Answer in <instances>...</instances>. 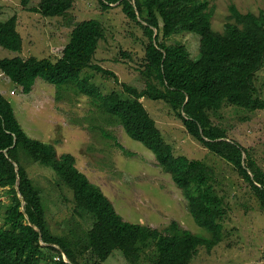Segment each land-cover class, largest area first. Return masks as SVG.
Listing matches in <instances>:
<instances>
[{
    "label": "trees",
    "instance_id": "obj_1",
    "mask_svg": "<svg viewBox=\"0 0 264 264\" xmlns=\"http://www.w3.org/2000/svg\"><path fill=\"white\" fill-rule=\"evenodd\" d=\"M30 1L21 3L27 7ZM99 1L105 10L121 6L126 17L143 28L149 40L142 68L145 89L120 82L114 71L94 63L105 37L102 22L95 18L75 24L56 61L17 55L1 58L0 71L26 94L41 78L54 84L57 93L73 88L89 95L108 121L122 125L130 137L155 154L162 169L182 189L203 232H193L175 220L163 230L124 220L101 187L78 169L73 154L58 155L54 144L28 135L12 103L0 91V187L10 200L5 224L0 227V264H86L87 252L106 261L116 250L137 263L141 248L150 242L157 250L154 264H191L200 247L211 251L224 240L225 200L213 183V169L202 160L174 153L142 101L146 97L169 104L190 135L231 163L264 211V169L251 149L231 139L211 116L224 105L264 109L256 85L257 72L264 65V10L243 13L232 5L233 22L219 32L212 23L213 0ZM73 4L74 0H41L32 10L47 17L67 16ZM17 19L14 15L0 20V47L22 52L24 41ZM184 31L200 36L199 57H193L183 44L168 43ZM89 68L113 78L122 90L104 94L91 82L93 75L85 73ZM22 155L53 169L69 186L75 214L94 218L87 232H79L80 223L60 236L47 228L42 191L30 178Z\"/></svg>",
    "mask_w": 264,
    "mask_h": 264
},
{
    "label": "rangeland",
    "instance_id": "obj_2",
    "mask_svg": "<svg viewBox=\"0 0 264 264\" xmlns=\"http://www.w3.org/2000/svg\"><path fill=\"white\" fill-rule=\"evenodd\" d=\"M40 1L31 0L24 7L21 0H0V20L17 15L18 30L24 41L22 52L0 47V59L20 55L56 61L69 42L75 24L95 18L102 22L105 37L100 41L94 63L114 71L120 82L140 91L145 89L142 68L149 40L143 28L126 17L121 6L115 4L105 10L99 0H74L67 16L47 17L32 10ZM212 4L213 28L219 32H224L226 24L233 22L232 5L243 13L259 14L264 10V0H213ZM168 43L185 45L195 58L200 55L198 34L176 33ZM85 73L93 75L91 82L104 94L122 90L121 84L111 77L91 68ZM256 85L264 98V65L257 72ZM0 91L12 103L28 135L54 144L58 155L73 154L78 169L101 187L124 220L159 230L175 220L186 229L203 232L187 207L182 189L174 183L171 174L162 169L155 154L130 137L122 125L108 121L109 117L89 95L73 88L57 93L54 84L41 78L37 79L32 92L26 94L1 71ZM142 101L165 140L173 145L176 155L202 160L213 169V183L225 200L224 240L211 251L200 247L191 264H264V211L249 185L231 163L188 133L169 104L147 97ZM211 116L214 124L225 128L231 139L250 148L264 169V109L249 111L224 105ZM22 157L30 178L42 191L47 228L60 236L69 234L80 223L79 232H87L94 218L75 214L69 186L53 169L25 155ZM9 202L5 188L0 187V227L5 224V207ZM85 254L86 264H154L157 258L154 242L141 248V259L137 263L126 259L119 250L106 261H100L89 252Z\"/></svg>",
    "mask_w": 264,
    "mask_h": 264
},
{
    "label": "built area",
    "instance_id": "obj_3",
    "mask_svg": "<svg viewBox=\"0 0 264 264\" xmlns=\"http://www.w3.org/2000/svg\"><path fill=\"white\" fill-rule=\"evenodd\" d=\"M63 258H64L65 261H68L66 255H64V254H63ZM57 259H59V257H57Z\"/></svg>",
    "mask_w": 264,
    "mask_h": 264
},
{
    "label": "clouds",
    "instance_id": "obj_4",
    "mask_svg": "<svg viewBox=\"0 0 264 264\" xmlns=\"http://www.w3.org/2000/svg\"><path fill=\"white\" fill-rule=\"evenodd\" d=\"M68 259V258H67ZM69 261V260H68Z\"/></svg>",
    "mask_w": 264,
    "mask_h": 264
}]
</instances>
